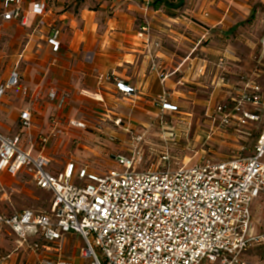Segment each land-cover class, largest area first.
Masks as SVG:
<instances>
[{"label":"built area","instance_id":"built-area-1","mask_svg":"<svg viewBox=\"0 0 264 264\" xmlns=\"http://www.w3.org/2000/svg\"><path fill=\"white\" fill-rule=\"evenodd\" d=\"M37 8L42 15L44 7ZM20 17L18 6L3 15L5 21ZM259 21L261 37L253 56L254 68L236 75V82L226 71L231 60L223 56L218 62V84L228 91L212 120L217 133L234 125H260L250 156L238 155L229 161L204 159L194 166L173 167L166 149L160 153L157 165L143 168L142 142L146 133H142L132 137L127 153L114 156L116 166L106 172H93L86 166L77 168L76 163L54 172L51 158L33 153L32 107L20 113L18 134L0 131V174L24 176L38 190L52 196L45 210L0 211V233L7 229L16 237L14 252L0 256V264H11L13 254L23 248L54 256L45 259L46 264H251L241 255L257 239L253 234L252 207L255 199L264 196V12ZM137 36L152 69L159 71L164 81L167 73L157 61L161 37L154 34L149 21L140 26ZM49 44L59 52L60 30L54 32ZM12 70L8 79L0 82V100L8 91L22 87L18 66ZM206 71L202 67L198 72L204 75ZM98 81L116 83L123 99L137 100L138 89L114 74L100 75ZM23 92L29 89L23 87ZM173 96L171 90L164 91L153 101L158 118L166 125V116L181 113ZM50 97L61 112L70 94L53 93ZM51 120L50 136L37 137L44 149L51 137L65 134L62 117L53 115ZM70 126L87 128L84 122L75 120L70 121ZM237 133L240 138L251 134L241 130ZM165 136L167 146L175 141L173 131ZM0 187L5 190L2 180ZM71 235L85 244L77 247L75 256L66 252Z\"/></svg>","mask_w":264,"mask_h":264},{"label":"crops","instance_id":"crops-1","mask_svg":"<svg viewBox=\"0 0 264 264\" xmlns=\"http://www.w3.org/2000/svg\"><path fill=\"white\" fill-rule=\"evenodd\" d=\"M149 1L144 0L141 4L135 0H19L11 4L7 0H1L0 29L11 23L29 29L30 32L26 36V46L15 64L21 73L22 87L15 89L18 90L21 103L14 109L20 112L17 114L8 110L5 105L4 99L15 91L11 90L0 100V115L19 117L23 110L32 107L34 119L45 116L46 113L57 110L58 103L50 96L62 92L70 94L62 111L70 106L73 97L78 98L79 92L94 97L107 109V102H112L117 97L122 98L116 83H99V76L107 74H114L136 87L139 93L137 100H130L132 108H143L150 113L158 110L153 101L164 91L171 90L174 102L181 107L190 103H204L207 110H210L208 107L219 94L226 98V90L218 84L217 76L212 78L211 86L199 84L200 89L196 90L187 87L186 83H189V78L199 82L202 75L198 71L202 67L219 72L218 62L223 56L231 60L226 67L231 76L249 71V63L244 66L235 64H241V57L238 48L234 46L239 43L250 48L252 55L255 54L256 35H259L257 42L261 37L259 20L264 12V0H161L170 5L168 8L161 5L157 9L152 7L156 0H151L148 10ZM15 6L21 8V17L5 21L4 13ZM37 7H44L42 15L37 13ZM146 21L151 23L154 34L162 39L157 61L167 73L168 78L164 81L159 71L152 69L150 57L137 36V26L139 28ZM59 22L61 24L58 26ZM56 30H60L59 52H54L49 44ZM36 33L38 37H35ZM35 38L46 41L51 52L59 56L54 60L55 64L52 63L48 68L54 75V85L43 90L41 83L37 86V91L33 90L31 83L24 81L25 75L20 69V62L25 54L32 52V44L37 40ZM203 41H209V46L202 45ZM218 43L221 44L216 47ZM170 45L180 50L188 47V52L184 56L179 55L177 51L169 48ZM88 55L91 56L89 60ZM201 55L204 56L202 59L199 58ZM23 87H27L29 92L24 93ZM211 87L212 93L205 92ZM201 92H205L208 97H200ZM41 105L44 106L41 108ZM106 112L111 113V110ZM34 128L35 141L39 136L36 134V123ZM86 129L82 130L87 131ZM0 131L16 135L20 131V123L16 134L1 125ZM7 177L9 176L6 173L0 174L1 180ZM11 179L16 180V184L22 183L17 178Z\"/></svg>","mask_w":264,"mask_h":264},{"label":"rangeland","instance_id":"rangeland-1","mask_svg":"<svg viewBox=\"0 0 264 264\" xmlns=\"http://www.w3.org/2000/svg\"><path fill=\"white\" fill-rule=\"evenodd\" d=\"M135 1L144 3V0ZM60 24V22L57 23L58 26ZM139 28L137 26V30ZM28 32H30L29 29L11 23L0 29V81L4 80L16 66L15 64L26 46ZM35 37H38V33ZM258 37L259 35H256L255 43H257ZM35 39L37 40L32 44L34 45L32 52L25 54V58L20 62V69L25 75L24 81L28 84L31 83L33 90L37 91L39 89L37 86L41 83L44 86L43 90L47 86L51 88L54 85V75L48 68L52 63L55 64L54 60L59 56L51 52L46 41ZM209 43V41H203L202 45L209 46ZM220 44L218 43L216 47ZM169 48L182 56L188 52V47L180 50L170 45ZM234 48H238L241 57V64H235L244 66L249 63V71L252 70L254 68L252 50L239 43H236ZM90 57L88 55V60ZM203 57L201 55L199 58L202 59ZM247 72H240L237 75ZM216 76V80H218L221 71L216 72L214 69H207L199 82L189 78V83H186V86L192 90L200 89L199 84L211 86L212 78ZM232 76L231 80L239 82L238 76ZM57 79L61 80L59 77ZM212 91V87L209 91L205 90L208 94ZM205 92H201L199 96L207 98L208 95ZM19 96L18 90H15L4 99L8 110L17 114L20 111H16L14 108L21 103ZM77 96L78 98L73 97L75 101L73 100L65 111H52L49 113L50 115L46 113L45 116H37L34 119L37 127L36 134L47 137L52 132L51 118L53 115L62 116V130L65 131V134L58 135V138L51 137L45 149L41 147L38 139L33 142L34 154L43 153L44 156L53 159L51 170L54 172L63 171L64 167L71 162L76 163L77 168L86 166L93 172H106L116 166L113 156L127 153L132 147V137L142 133H146L145 140L142 142L143 168L149 167L151 164L157 165L160 160V153L166 149L169 151L173 167H182L185 164L194 166L203 162L204 159L229 161L238 155L250 156L257 144L258 131L261 127L258 124L240 128L234 125L233 128L223 133H217V126L212 123L216 117L215 109L220 103L226 101V98L220 94L214 98L208 107L210 110H207L206 106L204 107V103H190L183 107L178 104L181 113L166 116L164 122L166 121L167 125L161 123L157 116L158 110L155 113H150L143 108L133 109L130 101L120 97L112 102H107L108 107L104 109L94 97L82 92L77 93ZM42 106L44 105H41V108ZM106 110H111V113H107ZM72 120L84 122L87 131L71 127L70 121ZM118 120H122L119 126L116 125ZM0 125L16 134L19 129V117L17 115L15 118L0 115ZM34 129L32 130L33 133H35ZM237 130L251 134L240 138ZM171 131L175 134V141L169 142L167 146L164 140L165 134L171 133ZM110 136L114 140H111ZM26 146L28 147V144ZM242 148H244L243 151H241ZM21 177L17 178L22 182L21 184H16V180L11 179V177L2 179L5 190L0 187V211L10 212L26 208L45 210L48 208L52 198L51 194L38 190L29 179ZM252 214L253 234L257 239L253 241L247 251L242 253L241 257L251 264H264V197L254 200ZM67 240L66 252L72 256L77 254V247L85 245L78 236H68ZM41 243L44 242L41 241ZM15 245L16 237L9 230L4 229L0 233V256L14 252ZM13 257V264H46L45 259L54 258L51 254L45 256L43 252H32L28 248L15 252ZM204 264L208 263L205 262Z\"/></svg>","mask_w":264,"mask_h":264},{"label":"trees","instance_id":"trees-1","mask_svg":"<svg viewBox=\"0 0 264 264\" xmlns=\"http://www.w3.org/2000/svg\"><path fill=\"white\" fill-rule=\"evenodd\" d=\"M161 5H164L165 7L168 8L170 4H164V2L161 1V0H156V1H154L152 3V7L156 8V9L159 8V7H161Z\"/></svg>","mask_w":264,"mask_h":264}]
</instances>
